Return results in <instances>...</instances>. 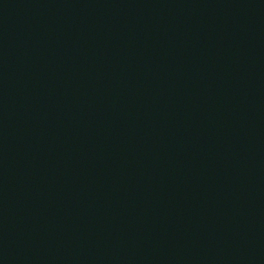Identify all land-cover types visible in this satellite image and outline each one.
<instances>
[{"label":"water","instance_id":"obj_1","mask_svg":"<svg viewBox=\"0 0 264 264\" xmlns=\"http://www.w3.org/2000/svg\"><path fill=\"white\" fill-rule=\"evenodd\" d=\"M0 264H264V0H0Z\"/></svg>","mask_w":264,"mask_h":264}]
</instances>
